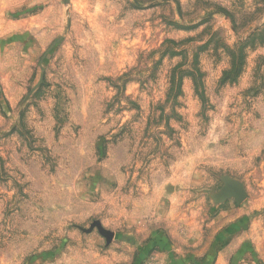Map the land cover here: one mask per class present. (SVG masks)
<instances>
[{
    "label": "rangeland",
    "instance_id": "1",
    "mask_svg": "<svg viewBox=\"0 0 264 264\" xmlns=\"http://www.w3.org/2000/svg\"><path fill=\"white\" fill-rule=\"evenodd\" d=\"M230 247L264 264V0H0V264Z\"/></svg>",
    "mask_w": 264,
    "mask_h": 264
},
{
    "label": "crops",
    "instance_id": "2",
    "mask_svg": "<svg viewBox=\"0 0 264 264\" xmlns=\"http://www.w3.org/2000/svg\"><path fill=\"white\" fill-rule=\"evenodd\" d=\"M236 208H237V211H240V209H241L240 206H236ZM229 213H230V211L220 212L219 215H218V217H217V219H219V223H221V228H222L223 226L225 227V225L228 226V227L230 226V228H228L227 230H225V231H223V232H219V233H217V234H216L217 239H215V240H217V241H216L215 243H220V241L223 239V237H225L226 235L229 234L230 230L232 231V230L236 229V226L232 225V224L234 223V221H233L234 218H232V216H228ZM217 219H216V221H218ZM231 225H232V226H231ZM226 232H227V234H226ZM221 238H222V239H221ZM167 245H168V244L165 243L164 240H163L162 242H158V243L156 244V246H157L158 248L160 247V248H162V249L167 248ZM206 249H207L206 247L201 248L202 253L205 252ZM231 251H232V247L229 248L228 253H220V254L217 256V258H216V262H215V264L218 263L219 259H222L223 264H225L226 259L230 257V254H229V253H231ZM179 260H180V259H177V262L174 261V262H172V264H181V260H180V261H179Z\"/></svg>",
    "mask_w": 264,
    "mask_h": 264
},
{
    "label": "water",
    "instance_id": "3",
    "mask_svg": "<svg viewBox=\"0 0 264 264\" xmlns=\"http://www.w3.org/2000/svg\"><path fill=\"white\" fill-rule=\"evenodd\" d=\"M206 194L209 192L205 191ZM222 195L224 199L232 198L236 202V204L240 205L246 199L247 195L244 191L242 185L237 183H229L224 186L222 189ZM108 239H111L109 234H105Z\"/></svg>",
    "mask_w": 264,
    "mask_h": 264
}]
</instances>
